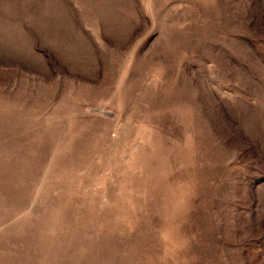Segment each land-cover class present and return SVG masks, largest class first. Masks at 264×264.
<instances>
[{
	"label": "rangeland",
	"instance_id": "374dc122",
	"mask_svg": "<svg viewBox=\"0 0 264 264\" xmlns=\"http://www.w3.org/2000/svg\"><path fill=\"white\" fill-rule=\"evenodd\" d=\"M0 264H264V0H0Z\"/></svg>",
	"mask_w": 264,
	"mask_h": 264
}]
</instances>
